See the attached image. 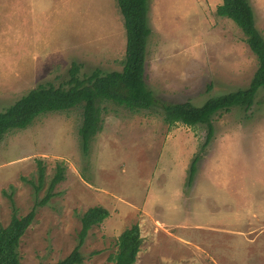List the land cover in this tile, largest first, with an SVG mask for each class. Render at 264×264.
<instances>
[{
  "label": "rangeland",
  "instance_id": "1",
  "mask_svg": "<svg viewBox=\"0 0 264 264\" xmlns=\"http://www.w3.org/2000/svg\"><path fill=\"white\" fill-rule=\"evenodd\" d=\"M264 37V0H249ZM222 0H150L146 82L161 102L202 106L249 87L258 59L240 28L218 16ZM127 36L117 0H0V112L40 84L121 72ZM86 154L83 109L38 117L0 143V228L46 196L58 166L65 179L37 208L18 249L21 264H56L78 244L82 216L103 207L83 264H112L135 224L136 264H264V89L248 112L233 108L205 126H169L159 108L108 104ZM200 156L193 180V160ZM45 180L37 188L39 167ZM13 200V203H12Z\"/></svg>",
  "mask_w": 264,
  "mask_h": 264
},
{
  "label": "trees",
  "instance_id": "2",
  "mask_svg": "<svg viewBox=\"0 0 264 264\" xmlns=\"http://www.w3.org/2000/svg\"><path fill=\"white\" fill-rule=\"evenodd\" d=\"M124 19L127 35L126 54L121 72L94 70L80 78V66L73 64L69 78L59 86L52 83L40 84L15 104L0 112V143L12 131L28 129L40 116L83 109V124L79 134L84 153L89 152L93 138L102 131L103 112L108 104L123 107L131 112L159 108L169 126L183 124L188 127L205 126L208 129L206 146L214 137L213 118L219 112L242 108L246 112L254 106L260 90L264 89V37L257 28L254 10L249 0H222L217 8L220 17L232 20L244 33L246 43L258 59V69L249 85L222 96L214 97L198 107L191 102H161L146 82V57L149 39L152 35L149 13L150 0H117ZM201 160L197 156L190 169L189 181ZM65 179L64 170L58 166L51 180L46 196L24 217H19L13 203V217L10 224L0 228V264H21L18 249L21 239L32 225L38 207H44L56 195L54 189ZM45 180V168L40 166L38 182L41 188ZM110 217L103 207L90 208L81 218L82 229L78 244L73 252L56 264H83L81 249L93 227L101 225ZM118 249L110 256L112 264H136L141 251L142 238L139 224L125 230L118 239ZM43 264V263H41Z\"/></svg>",
  "mask_w": 264,
  "mask_h": 264
},
{
  "label": "crops",
  "instance_id": "3",
  "mask_svg": "<svg viewBox=\"0 0 264 264\" xmlns=\"http://www.w3.org/2000/svg\"><path fill=\"white\" fill-rule=\"evenodd\" d=\"M126 31V30H125ZM127 36V35H126ZM126 45H127V42H126ZM126 54V53H125Z\"/></svg>",
  "mask_w": 264,
  "mask_h": 264
}]
</instances>
